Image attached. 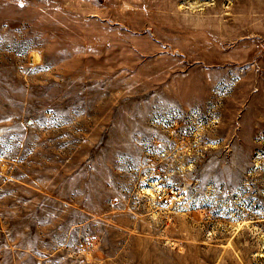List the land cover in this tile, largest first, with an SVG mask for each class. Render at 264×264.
Instances as JSON below:
<instances>
[{"label": "rangeland", "instance_id": "1", "mask_svg": "<svg viewBox=\"0 0 264 264\" xmlns=\"http://www.w3.org/2000/svg\"><path fill=\"white\" fill-rule=\"evenodd\" d=\"M0 264H264V0H0Z\"/></svg>", "mask_w": 264, "mask_h": 264}, {"label": "built area", "instance_id": "2", "mask_svg": "<svg viewBox=\"0 0 264 264\" xmlns=\"http://www.w3.org/2000/svg\"><path fill=\"white\" fill-rule=\"evenodd\" d=\"M157 200L161 205H166L169 199L165 195L158 193Z\"/></svg>", "mask_w": 264, "mask_h": 264}]
</instances>
